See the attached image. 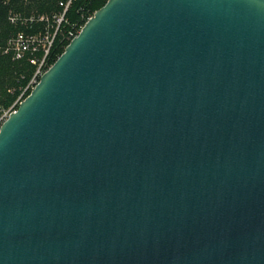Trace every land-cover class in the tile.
I'll use <instances>...</instances> for the list:
<instances>
[{"label": "water", "instance_id": "obj_1", "mask_svg": "<svg viewBox=\"0 0 264 264\" xmlns=\"http://www.w3.org/2000/svg\"><path fill=\"white\" fill-rule=\"evenodd\" d=\"M0 264H264V0H107L0 126Z\"/></svg>", "mask_w": 264, "mask_h": 264}, {"label": "trees", "instance_id": "obj_2", "mask_svg": "<svg viewBox=\"0 0 264 264\" xmlns=\"http://www.w3.org/2000/svg\"><path fill=\"white\" fill-rule=\"evenodd\" d=\"M107 0H72L63 14V20L57 24L55 19L63 12L67 0H0V108L7 110L17 100L23 89L32 78L36 66L29 61L26 53L21 59H13L10 53H4L7 41L18 32L26 34L47 33L53 36L46 56L47 67L52 65L69 43L67 32L72 28L79 29L88 16L102 7ZM18 14L22 17L34 15L43 17L26 25L12 23L9 16ZM56 30V31H55ZM43 51L36 53L40 59ZM27 95V93H26ZM1 113V112H0Z\"/></svg>", "mask_w": 264, "mask_h": 264}, {"label": "built area", "instance_id": "obj_3", "mask_svg": "<svg viewBox=\"0 0 264 264\" xmlns=\"http://www.w3.org/2000/svg\"><path fill=\"white\" fill-rule=\"evenodd\" d=\"M71 1L72 0H67V2L64 5L63 3H60V5H62L64 8H63V12L55 19L57 24H60V22L63 20V14L67 10ZM91 16H88L85 19V22ZM43 19H44L43 17L36 18L34 15L22 17L21 15H18V14H12L9 16L10 22L12 23L20 22L21 24H24V25H26L27 23L31 24L38 20H43ZM82 26H80L79 29L72 28L71 30L67 32L66 38L69 40V42L72 38H74L79 33ZM53 36L54 35L49 36L47 33H45L43 36H41L40 34H26L21 31V32H18L15 36L11 37L7 41L6 47L3 50L4 53H10L12 58L15 60L21 59L26 53H28L30 55L29 61L31 64L36 66V69H35V72L32 78L28 82L27 86L23 89L22 93L18 96L17 100L13 103V105L7 110H1L0 108V112H1L0 113V126L3 123V121L7 118L9 113L14 111L17 108L18 104L29 94L31 89L38 82L39 77L42 75V73L51 66L50 65L47 67L46 56L48 54V50L51 45ZM40 50L43 51V55L40 59H38L36 57V53Z\"/></svg>", "mask_w": 264, "mask_h": 264}]
</instances>
